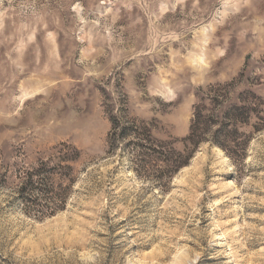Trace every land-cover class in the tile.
I'll return each mask as SVG.
<instances>
[{
	"label": "rangeland",
	"instance_id": "1",
	"mask_svg": "<svg viewBox=\"0 0 264 264\" xmlns=\"http://www.w3.org/2000/svg\"><path fill=\"white\" fill-rule=\"evenodd\" d=\"M227 83L229 102L264 98V0H0V264H264L262 119L234 156L209 134L171 179L106 154L108 96L181 151L199 89ZM62 142L77 180L35 216L18 174Z\"/></svg>",
	"mask_w": 264,
	"mask_h": 264
},
{
	"label": "trees",
	"instance_id": "2",
	"mask_svg": "<svg viewBox=\"0 0 264 264\" xmlns=\"http://www.w3.org/2000/svg\"><path fill=\"white\" fill-rule=\"evenodd\" d=\"M229 86L228 83L216 84L199 89L190 131L183 139L184 149L181 151L171 143L154 137L148 122L131 117L124 95L115 100L108 96L105 108L111 130L106 154H114L124 144L126 148L132 147L135 154L132 162L135 171L141 175L150 172L155 163L166 166L160 173L157 171L156 177L159 180L173 178L177 171L189 163L200 145L206 141V136L211 133L213 144L234 156L241 136L239 125L248 123L252 115L264 121V98L249 90L239 93L238 101L229 102ZM209 105L213 106L212 110ZM208 111L213 113L207 115ZM254 129L261 131L264 126L255 125ZM82 157L79 148L62 142L52 147L36 167L20 172L17 177L21 180L19 196L25 210L35 216L47 217L64 208L77 180L76 165Z\"/></svg>",
	"mask_w": 264,
	"mask_h": 264
},
{
	"label": "bare ground",
	"instance_id": "3",
	"mask_svg": "<svg viewBox=\"0 0 264 264\" xmlns=\"http://www.w3.org/2000/svg\"><path fill=\"white\" fill-rule=\"evenodd\" d=\"M239 228V227H238Z\"/></svg>",
	"mask_w": 264,
	"mask_h": 264
}]
</instances>
